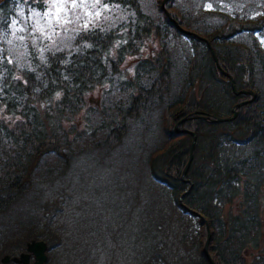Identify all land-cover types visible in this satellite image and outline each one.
<instances>
[{"label":"trees","instance_id":"trees-1","mask_svg":"<svg viewBox=\"0 0 264 264\" xmlns=\"http://www.w3.org/2000/svg\"><path fill=\"white\" fill-rule=\"evenodd\" d=\"M163 1L0 0V262L96 263L115 201L123 264H210L207 226L214 264H264V0Z\"/></svg>","mask_w":264,"mask_h":264},{"label":"rangeland","instance_id":"rangeland-1","mask_svg":"<svg viewBox=\"0 0 264 264\" xmlns=\"http://www.w3.org/2000/svg\"><path fill=\"white\" fill-rule=\"evenodd\" d=\"M80 1L82 2V4L87 3V0H52L51 8H49L48 11L46 12V16L52 20H58L59 18L62 17L63 14H65V12H67L69 6H71L77 2H80ZM148 51L149 50H146L144 52V55H146ZM129 65H131V59L128 60L126 63V66H129ZM95 196H97L99 198L101 197L99 191L97 192V194ZM112 202H113L112 205H114V206L109 208L108 213L105 214V221L103 224V230L101 232V235L104 238V241L106 244L103 248L98 249V252H97L98 261L96 263H93V264H102L103 261L105 260V258H106V262L110 261V264H123L126 260L128 261V259H129L128 250H126V248H127L128 242L130 241L132 243L134 238L130 239V237L128 236V227L123 226L121 223H118L116 226V233L111 238L112 232L114 231L112 221L114 219V221L117 222L118 218H119V215H118L119 203H117L115 201H112ZM99 204H100V202L96 203L95 206L99 205ZM100 212H101L100 208H98V209L93 208L92 213H90V214H84L83 213L80 216V220L82 219L83 225H85L86 221H90V225H94V228H96L97 225L100 226V224H98L96 222V217L99 215ZM78 213L80 214L79 211H78ZM112 217H113V219H112ZM131 220H132V223L136 224L135 217H134V219H131ZM73 242H74L73 256L71 257L73 259V262H71V261L67 262V258H68L67 254L64 256L63 252L60 250L59 252L57 251L58 256L61 258L58 261L59 264H80L78 261H76V259H77L76 257L80 256L82 254H87V253L92 252L91 246H89V245L87 246L85 244L86 242L83 241L82 239L74 240ZM27 245H26V252H24V253H27ZM17 257L18 256H16V258ZM30 261H31V263H33V261H34L32 255H30ZM13 264H16V263L14 262Z\"/></svg>","mask_w":264,"mask_h":264},{"label":"water","instance_id":"water-1","mask_svg":"<svg viewBox=\"0 0 264 264\" xmlns=\"http://www.w3.org/2000/svg\"><path fill=\"white\" fill-rule=\"evenodd\" d=\"M166 0L163 1V3L165 2ZM166 14L168 15V13L166 12ZM177 26V24H175ZM178 27V26H177ZM208 47H209V50H210V53L212 55V58L214 60L215 63H217V58L212 50V48L210 47V45L208 44ZM223 74L230 80V84H231V88L233 90V93L235 95H237L239 92L236 90L235 88V84H234V80L232 79V77L230 75H228L227 73H224ZM242 93H247L245 91H242ZM251 96L253 97V94L251 93ZM246 102H242V103H239L237 105L234 106L233 108V115L229 118H213L211 119L212 122H216V123H221V122H224V121H229V120H232L235 118L236 116V109H238L240 106L244 105ZM191 136H193V133H190ZM194 139L192 140V143H191V146H190V156H189V159L187 161V164L183 170V175L187 172L189 166H190V163H191V160H192V151H193V148H194ZM206 231H207V239L204 243V246H203V253L204 255L208 258L210 264H214L212 262V260L210 259L209 255H208V241H209V229H208V226L206 227ZM45 251H46V245L44 242L42 241H38V242H32L30 244L27 245V253L26 254H21L19 256V258H13L12 260L15 262V263H18V264H28V261H29V258H30V255L33 256V264H43L45 261H46V255H45ZM10 261L9 257H5L3 258V260L1 261L2 264H6Z\"/></svg>","mask_w":264,"mask_h":264},{"label":"flooded vegetation","instance_id":"flooded-vegetation-1","mask_svg":"<svg viewBox=\"0 0 264 264\" xmlns=\"http://www.w3.org/2000/svg\"><path fill=\"white\" fill-rule=\"evenodd\" d=\"M19 256H20V254L18 255V257L17 258H19ZM9 257V256H8ZM11 260L8 262V263H6V264H9L10 262H13V258H10ZM16 264H18V263H16ZM28 264H31V261H30V258H29V261H28Z\"/></svg>","mask_w":264,"mask_h":264}]
</instances>
